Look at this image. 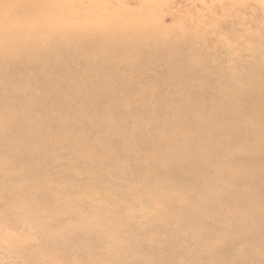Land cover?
Instances as JSON below:
<instances>
[{
  "label": "bare ground",
  "instance_id": "bare-ground-1",
  "mask_svg": "<svg viewBox=\"0 0 264 264\" xmlns=\"http://www.w3.org/2000/svg\"><path fill=\"white\" fill-rule=\"evenodd\" d=\"M258 1L0 0V264H264Z\"/></svg>",
  "mask_w": 264,
  "mask_h": 264
},
{
  "label": "rangeland",
  "instance_id": "rangeland-1",
  "mask_svg": "<svg viewBox=\"0 0 264 264\" xmlns=\"http://www.w3.org/2000/svg\"><path fill=\"white\" fill-rule=\"evenodd\" d=\"M200 1V0H199ZM204 2H207V0H204ZM254 1H252V3H253ZM259 2H261V0H259L258 2H256V3H259ZM183 3V2H182ZM191 3V2H190ZM190 3H189V5H190ZM183 5H184V3H183ZM225 6H227V4H224ZM197 7V8H196ZM235 7V6H234ZM194 8L195 9H199L201 12H203V13H206V10H201L200 9V7H198L197 6V4H195L194 5ZM233 12V11H232ZM236 14H238V15H240L241 17L243 16V17H248L249 16V14L248 13H246L242 8H238V7H235L234 8V15H236ZM263 15H264V9H260L259 10V12L257 13V17H259L258 19H256L255 21L258 23V26H264V17H263ZM179 18H181V16L180 15H177L176 13H174L173 12V15H172V19H170V21H175V20H177V19H179ZM245 24H247V23H245ZM245 24H243V26L241 27V29L242 30H244L245 28H246V25ZM180 30L182 31V33H185L186 35H187V25L186 24H180ZM217 30H219V29H217ZM239 35V34H238ZM263 39H264V31H263ZM226 42H229L230 44H236V41L234 40V41H232V40H226ZM245 43H246V46H248V47H250V46H254V47H258L259 48V51L261 52V53H263L264 54V42L263 43H259L258 45H254L253 44V42H250V41H246L245 40ZM244 57H246V55H244ZM71 79H75V81L77 80L76 79V77L75 78H73V77H70ZM26 82H28L27 84H26V86H27V88H28V86H29V88L28 89H32L34 86H35V83H34V80H28V81H26ZM138 103V102H137ZM66 165V163L65 162H63V164L61 163V167H63V166H65ZM46 170H48L52 175L54 174V171H53V169H52V166H51V164L49 163V164H46L45 165V167H44ZM79 172H81L79 169L77 170V173H79ZM72 173H74L73 171H70V174H72ZM73 175V174H72ZM55 177V176H54ZM71 183H73V180L72 179H69V181L66 183L68 186V188L72 185ZM115 189L116 190H121V189H123V187L122 186H120V185H115ZM111 196L113 197V198H115L116 200H117V198H118V195L115 193V192H112L111 193ZM182 260H178V261H175L174 262V264H187L186 263V261H184L183 260V258H181ZM189 264V263H188ZM190 264H196V263H190Z\"/></svg>",
  "mask_w": 264,
  "mask_h": 264
}]
</instances>
